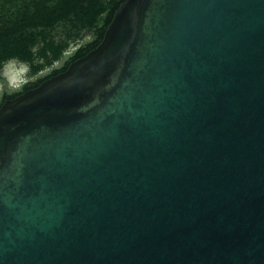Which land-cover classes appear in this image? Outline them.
Returning <instances> with one entry per match:
<instances>
[{
  "label": "water",
  "instance_id": "water-1",
  "mask_svg": "<svg viewBox=\"0 0 264 264\" xmlns=\"http://www.w3.org/2000/svg\"><path fill=\"white\" fill-rule=\"evenodd\" d=\"M0 264H264V0H125L7 100Z\"/></svg>",
  "mask_w": 264,
  "mask_h": 264
},
{
  "label": "trees",
  "instance_id": "trees-1",
  "mask_svg": "<svg viewBox=\"0 0 264 264\" xmlns=\"http://www.w3.org/2000/svg\"><path fill=\"white\" fill-rule=\"evenodd\" d=\"M124 1L0 0V54L47 71L35 88L96 48Z\"/></svg>",
  "mask_w": 264,
  "mask_h": 264
},
{
  "label": "flooded vegetation",
  "instance_id": "flooded-vegetation-1",
  "mask_svg": "<svg viewBox=\"0 0 264 264\" xmlns=\"http://www.w3.org/2000/svg\"><path fill=\"white\" fill-rule=\"evenodd\" d=\"M46 73L47 71H41L29 74L26 64L15 57H2L0 54V108L7 100L32 89Z\"/></svg>",
  "mask_w": 264,
  "mask_h": 264
}]
</instances>
